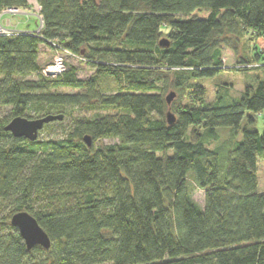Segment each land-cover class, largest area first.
<instances>
[{"label":"trees","instance_id":"16d2710c","mask_svg":"<svg viewBox=\"0 0 264 264\" xmlns=\"http://www.w3.org/2000/svg\"><path fill=\"white\" fill-rule=\"evenodd\" d=\"M37 1L40 37H0V109H9L0 117V264H264V132L254 128L264 115V0ZM25 6L0 0V11ZM51 43L93 77L67 62L62 76L45 77L41 47L54 53ZM224 49L245 91L231 98L221 85L209 103L200 81L230 71ZM170 90L188 103L168 105ZM76 109L95 114L73 118ZM58 114L44 128L57 138L5 131L18 117ZM219 129L230 137L210 149ZM106 139L117 143L97 145ZM19 212L37 220L49 250H27L10 223Z\"/></svg>","mask_w":264,"mask_h":264},{"label":"rangeland","instance_id":"374dc122","mask_svg":"<svg viewBox=\"0 0 264 264\" xmlns=\"http://www.w3.org/2000/svg\"><path fill=\"white\" fill-rule=\"evenodd\" d=\"M18 21L21 23V28H29L32 30H35L36 24L34 20H27L25 18H18ZM250 42L249 37L243 39V46L248 45ZM251 45V43L249 44ZM40 63L42 66H48L54 62V53L46 46L41 47V56H40ZM222 58L223 61L225 62V65L227 68H230L228 70L230 71H223L219 75L215 76L214 78L211 79H204L200 81V83L207 89V102L211 103L215 101L216 99V93L217 90H219V87L221 85H229V95L231 98H236L240 99L243 96V92L245 91V82L247 81L246 75L242 72H236L232 71L234 64H235V57L231 51L224 49L222 53ZM67 64L71 66H75L78 69V76L82 80H89L90 78L93 77L95 71L91 67V65L80 61L79 59H73L70 57L66 58ZM31 79H35V76L31 77ZM104 93L109 94V93H114L116 91V84L112 80H104ZM228 88V87H227ZM62 92L65 93H71L74 91H71L69 89H63ZM174 92L172 90L168 91L166 94V97L171 93ZM173 103H182L183 105L188 103V99L185 96L183 99L179 98V95L177 94L174 100L172 101ZM171 104V105H172ZM9 109H0V117H6ZM95 113L94 112H88L87 110H74L72 117L73 118H79V119H84V118H90L93 117ZM251 115L252 114H248ZM247 115V116H248ZM248 123V120L245 119L241 125L242 129L244 126ZM254 128L259 132L263 133L264 132V115H258L255 118V124ZM58 130L57 128H51L49 130H43L39 134V138L41 139H49V138H57L53 132ZM220 132V142L219 143H211L209 145L210 149H214L216 146L221 145V143L225 140H227L230 137V132L229 129H219ZM239 141L242 140V134L238 136ZM117 143L116 140H111V139H106L99 141L97 143L98 146H104V145H110V144H115ZM258 177H259V186H258V192L260 194L264 193V160L259 159L258 161ZM188 183L191 186L192 190V195L193 199L203 207L204 205V192L199 190L198 187L196 186L194 179L191 175L188 177Z\"/></svg>","mask_w":264,"mask_h":264},{"label":"water","instance_id":"95a60500","mask_svg":"<svg viewBox=\"0 0 264 264\" xmlns=\"http://www.w3.org/2000/svg\"><path fill=\"white\" fill-rule=\"evenodd\" d=\"M160 44L167 45V42L162 40ZM175 97L176 94L171 92L166 97L167 104L171 105ZM175 119V116L171 112L167 114V121L169 125H172L175 122ZM63 120V114L49 115L36 120L18 117L13 119L5 127V131L10 132L15 138L26 139L34 142L38 139L40 132L44 130L45 126L55 122H62ZM84 141L88 146H91L92 141L90 137H85ZM10 223L13 227L18 229L28 251H31L37 246L45 250L50 249L51 240L49 236L39 226L37 220L27 212H19L14 214Z\"/></svg>","mask_w":264,"mask_h":264},{"label":"built area","instance_id":"2783aa9c","mask_svg":"<svg viewBox=\"0 0 264 264\" xmlns=\"http://www.w3.org/2000/svg\"><path fill=\"white\" fill-rule=\"evenodd\" d=\"M42 8L37 0H26L25 7H6L0 11V37H12L18 35L41 36L44 31V20L42 17ZM18 18L34 20L36 24L35 30L25 28L22 29ZM54 51V62L46 66L42 74L45 77L57 78L62 76L66 69V58L70 57V53L63 49L57 43H51Z\"/></svg>","mask_w":264,"mask_h":264}]
</instances>
